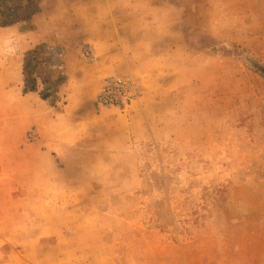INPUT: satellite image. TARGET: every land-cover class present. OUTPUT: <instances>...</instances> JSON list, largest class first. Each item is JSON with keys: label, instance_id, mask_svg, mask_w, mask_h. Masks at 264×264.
<instances>
[{"label": "rangeland", "instance_id": "rangeland-1", "mask_svg": "<svg viewBox=\"0 0 264 264\" xmlns=\"http://www.w3.org/2000/svg\"><path fill=\"white\" fill-rule=\"evenodd\" d=\"M16 1L10 14L23 22L0 26V264H264V0L118 5L135 21L132 31L120 23L125 52L114 71L87 43L66 59L57 45L52 85L37 79L35 91L59 111L76 67L86 114L65 152L35 138L28 111L15 112L22 59L41 44L30 46L33 29L68 34L56 19L96 0ZM36 12L51 25L34 27ZM109 77L136 92L122 110L96 102ZM47 119L42 134L62 135L66 120Z\"/></svg>", "mask_w": 264, "mask_h": 264}, {"label": "crops", "instance_id": "crops-1", "mask_svg": "<svg viewBox=\"0 0 264 264\" xmlns=\"http://www.w3.org/2000/svg\"><path fill=\"white\" fill-rule=\"evenodd\" d=\"M133 2H135V0H96L94 6H87L85 9L81 10L82 12H80V14L77 12H70L68 10L69 16L65 18L64 22L60 23V20L56 19V21L59 22H56V25L60 24L62 27H68L70 29L68 34L64 33L56 35L55 33L54 35H50L48 32L39 34L35 33L36 31L33 29L32 36L35 39L30 46L38 43L53 46L63 45L66 50V59L69 47H71L72 44L75 46L76 41H80V43H87L93 48L94 53L98 56V64L104 70L114 71L119 69L121 67L119 64L122 57L121 53L125 52L123 48L121 49V47L125 44L121 39L122 33L120 23L125 20V22L129 24L132 31L135 17L130 11H127L125 16H123L125 18L121 19V16L118 15L115 9L118 5H134L135 3ZM150 18V13H143L140 16L139 19L143 21V30H147L146 25L150 22ZM28 21L34 27H36V25H42L43 28H46L51 25V21L41 17V13L39 12L33 13L29 17ZM22 22V20H19L18 23ZM149 26L151 27V25ZM68 63L71 65V62ZM75 72L76 67L71 68L67 72V79L65 82L67 90L59 111H57L48 100L41 99L38 91H29L24 94L22 93V107L20 105L15 106L16 113L25 109L30 113V117L34 118L35 121H38V124L35 127V138L40 136V140L47 148L58 149L65 152L67 149L74 147L78 142H80V137L82 136L80 135L82 132V130H80V126L84 124L80 121L76 122V118L79 119L85 116L86 105L84 104L85 102L83 101V98L79 96L78 91L80 88H74L77 84L72 86V79L79 78V76L74 77L73 74H75ZM19 80L21 81V77ZM40 117L48 118L47 120L51 122L48 125L50 127L53 126L52 124L55 123L56 119L64 118L66 120V127L63 128V134H58V132L60 133V130L52 131L50 129H47L46 135L42 134L43 128L39 123ZM68 118H70V121H67ZM7 128L8 127L5 126V122L1 121V145H6L8 143V140L6 141ZM56 134H58V140L54 142L52 141V138L53 136L55 137ZM13 147H16V145ZM17 147L19 148L20 146Z\"/></svg>", "mask_w": 264, "mask_h": 264}, {"label": "trees", "instance_id": "trees-1", "mask_svg": "<svg viewBox=\"0 0 264 264\" xmlns=\"http://www.w3.org/2000/svg\"><path fill=\"white\" fill-rule=\"evenodd\" d=\"M20 3L14 0L7 4V0H0V15L2 21L0 26L9 25L22 19V17L11 16L10 13L20 7ZM61 49L58 46L47 45L44 43L28 49L23 56L21 74H22V92L35 91L37 79H40L44 85H52L50 80L51 72L59 67V57ZM54 85L56 83L54 82ZM47 92L41 93L40 97L46 99Z\"/></svg>", "mask_w": 264, "mask_h": 264}, {"label": "built area", "instance_id": "built-area-1", "mask_svg": "<svg viewBox=\"0 0 264 264\" xmlns=\"http://www.w3.org/2000/svg\"><path fill=\"white\" fill-rule=\"evenodd\" d=\"M85 53L88 51L84 49ZM136 92L128 79L109 77L104 80L96 94V102L103 107H116L124 109L133 98Z\"/></svg>", "mask_w": 264, "mask_h": 264}]
</instances>
